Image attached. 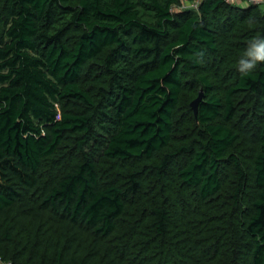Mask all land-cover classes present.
I'll list each match as a JSON object with an SVG mask.
<instances>
[{
	"label": "trees",
	"instance_id": "16d2710c",
	"mask_svg": "<svg viewBox=\"0 0 264 264\" xmlns=\"http://www.w3.org/2000/svg\"><path fill=\"white\" fill-rule=\"evenodd\" d=\"M188 1L0 0V260L264 264V10Z\"/></svg>",
	"mask_w": 264,
	"mask_h": 264
},
{
	"label": "clouds",
	"instance_id": "9594fccd",
	"mask_svg": "<svg viewBox=\"0 0 264 264\" xmlns=\"http://www.w3.org/2000/svg\"><path fill=\"white\" fill-rule=\"evenodd\" d=\"M258 3L264 8V0H258ZM261 62H264V36H256L248 42L244 54L239 58L238 70L241 74L248 75Z\"/></svg>",
	"mask_w": 264,
	"mask_h": 264
},
{
	"label": "water",
	"instance_id": "95a60500",
	"mask_svg": "<svg viewBox=\"0 0 264 264\" xmlns=\"http://www.w3.org/2000/svg\"><path fill=\"white\" fill-rule=\"evenodd\" d=\"M202 98H203V92L199 91L198 95L190 103L191 108H192L193 113H194L195 116L197 115L198 106H199V103L202 100Z\"/></svg>",
	"mask_w": 264,
	"mask_h": 264
},
{
	"label": "built area",
	"instance_id": "2783aa9c",
	"mask_svg": "<svg viewBox=\"0 0 264 264\" xmlns=\"http://www.w3.org/2000/svg\"><path fill=\"white\" fill-rule=\"evenodd\" d=\"M227 1L233 2V3L245 2V3H250V4H255V5H259L260 6V4L258 3V0H227ZM196 4H197V2H194V5L193 6H195ZM262 9L264 10V8H262Z\"/></svg>",
	"mask_w": 264,
	"mask_h": 264
},
{
	"label": "rangeland",
	"instance_id": "374dc122",
	"mask_svg": "<svg viewBox=\"0 0 264 264\" xmlns=\"http://www.w3.org/2000/svg\"><path fill=\"white\" fill-rule=\"evenodd\" d=\"M193 5H194V2H190L188 0H183V5L182 6L188 7V6H193ZM0 264H9V263L7 261L0 260Z\"/></svg>",
	"mask_w": 264,
	"mask_h": 264
}]
</instances>
